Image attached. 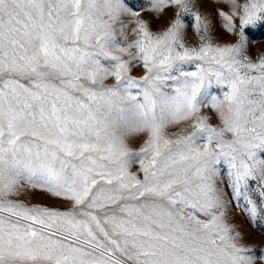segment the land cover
Returning <instances> with one entry per match:
<instances>
[{
    "label": "snow or ice",
    "instance_id": "obj_1",
    "mask_svg": "<svg viewBox=\"0 0 264 264\" xmlns=\"http://www.w3.org/2000/svg\"><path fill=\"white\" fill-rule=\"evenodd\" d=\"M205 2L0 0V264H264V0Z\"/></svg>",
    "mask_w": 264,
    "mask_h": 264
},
{
    "label": "rangeland",
    "instance_id": "obj_2",
    "mask_svg": "<svg viewBox=\"0 0 264 264\" xmlns=\"http://www.w3.org/2000/svg\"><path fill=\"white\" fill-rule=\"evenodd\" d=\"M213 7H214V5L211 3V0H206V2L204 3V8L208 12H211ZM142 15H144V14H142ZM145 18H150V17L145 15ZM164 23H165L164 20L157 21V22H155L153 24V28L154 29H159V28L164 26ZM217 28H218V25H217ZM189 35H190V38L192 39L193 42H198V37H195L191 33ZM254 36L255 37L264 36V28L258 29L254 33ZM221 38L224 39V40L232 39L231 37H228V36H222ZM261 52H264V39H259L258 42L255 43V45H253L251 47L250 55L255 57L256 55H258ZM133 147H138V144H134ZM54 201H55V198H48L46 196V194H43V193L39 192V190H36L33 195L28 196L27 199H26V202H29V203H32V204H44V205L52 204ZM235 220H236V222L238 224H240L244 228V230L246 232H248L250 234V236L255 240L257 245H259L262 238L260 237L259 233L254 231L251 228V226L247 223V221L245 220L244 215L240 212L239 209L236 210Z\"/></svg>",
    "mask_w": 264,
    "mask_h": 264
}]
</instances>
